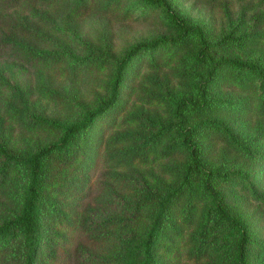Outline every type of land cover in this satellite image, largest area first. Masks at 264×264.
I'll return each instance as SVG.
<instances>
[{"label":"rangeland","instance_id":"obj_1","mask_svg":"<svg viewBox=\"0 0 264 264\" xmlns=\"http://www.w3.org/2000/svg\"><path fill=\"white\" fill-rule=\"evenodd\" d=\"M169 1L203 27L212 56L255 61L261 74L222 66L207 82L195 34L138 53L113 107L43 160L34 264H234L238 235L217 200L249 227V264H264V0ZM176 34L142 0H0V143L11 155H0V225L21 210L30 154L60 138L44 120H80L108 98L132 45ZM201 89L205 105L177 110ZM180 112L209 191L188 168ZM27 252L20 229L0 239V264H25Z\"/></svg>","mask_w":264,"mask_h":264},{"label":"trees","instance_id":"obj_2","mask_svg":"<svg viewBox=\"0 0 264 264\" xmlns=\"http://www.w3.org/2000/svg\"><path fill=\"white\" fill-rule=\"evenodd\" d=\"M20 1L24 0H6L7 3L13 2L15 5L19 4ZM41 1L44 3V0ZM142 1L150 6L163 8L170 21L177 27V34L171 37L158 36L150 42H140L132 45L123 57L116 62V70L113 75L108 98L98 107L88 110L80 120L68 124L57 120H44L46 123L57 128L61 132L60 138L53 143L36 149L30 154L27 159L30 179L21 204V210L17 217L7 220L0 225V239L2 240L14 236L17 229H20L23 233L28 250L25 264H34L36 249L40 241L41 226L39 221V202L41 200L40 189L43 178L44 158L53 151H63L74 138L91 128L100 117L113 107L119 97V88L124 80V72L129 63L136 55H138V53L153 50L160 46H172L184 41L189 35L195 34L199 38L200 48L195 53L194 58L202 64H209L210 69L208 72L207 82L211 80L212 76L222 66H230L238 71H249L261 74V66L255 61L243 60L240 58L212 56L207 50L208 42L205 39L203 27L201 25H191L187 23V21L180 17L173 9L169 0ZM200 99V102H195L185 97H181L177 102V110L179 111V109L185 106L200 108L205 105L207 97L204 89H201L200 91ZM178 116L180 121L177 130L180 134L181 142L188 150V168L192 170L201 169L204 172L203 185L206 190L209 191L211 189L210 180L212 172L211 170L205 168L201 159L200 146L195 140V127L184 124V118L181 112ZM0 155L6 159L11 158V155L7 152L3 143H0ZM215 209L218 216L230 223V225H232L237 232L238 240L236 244L234 264H249V243L251 240L249 227L246 222L242 219L229 215L220 200H217ZM151 235L152 232L150 233V237Z\"/></svg>","mask_w":264,"mask_h":264}]
</instances>
